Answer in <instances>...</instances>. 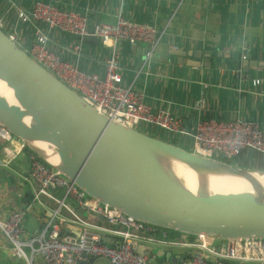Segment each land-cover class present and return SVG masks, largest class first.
Listing matches in <instances>:
<instances>
[{
  "label": "crops",
  "instance_id": "crops-1",
  "mask_svg": "<svg viewBox=\"0 0 264 264\" xmlns=\"http://www.w3.org/2000/svg\"><path fill=\"white\" fill-rule=\"evenodd\" d=\"M34 1L0 0V18L4 27L9 30L17 7L28 9ZM43 1L86 15L89 31L96 23H115L118 11L131 21L164 30L147 63L148 68L143 71L138 72V69L143 62L146 45L137 44L141 47L132 49L131 45L121 41L117 46L123 67V83L133 82L135 88L142 89L152 111L168 109L174 115L184 117L187 124H194L197 119L195 107L199 101L202 117L242 118L257 121L264 128V0ZM40 26L48 36V47L62 59L76 64L81 71L104 77L109 48L99 38L88 35L93 37L90 42L81 38L77 49V36L47 29L43 24ZM20 33L25 37L24 44L29 45L32 40L30 32L24 34L21 30ZM176 51L183 55L176 54ZM246 51L249 52V60L259 62L249 70L252 76L262 77L258 84H253L246 74L238 73L237 62L243 60L240 55ZM165 136L169 135L165 132ZM16 139L4 143L7 150L0 147V162L4 157L7 160L4 165L0 164V218H6L12 211H22L21 236L26 239L40 230L47 215L58 205L57 200L63 199L66 206L60 207L57 215L61 234L78 235L85 230L116 244L118 237L111 225V228L101 227L98 224L105 223L93 220V223H86L73 217L71 212L78 207L72 199L64 197L61 187H50L48 194L37 192L39 186L30 177V150L25 147L18 152L21 141ZM163 232L166 239L174 242L188 238L184 233L176 237ZM135 243L136 250L146 255L150 264H173L172 259L163 253H171L172 258L186 256L184 248L176 243L160 242L158 235L140 233L135 237ZM25 249L28 251V247ZM193 250L187 249L190 254ZM0 264H27L13 255L1 231ZM31 264L45 263L35 255ZM90 264L110 263L105 258L96 257Z\"/></svg>",
  "mask_w": 264,
  "mask_h": 264
},
{
  "label": "water",
  "instance_id": "water-1",
  "mask_svg": "<svg viewBox=\"0 0 264 264\" xmlns=\"http://www.w3.org/2000/svg\"><path fill=\"white\" fill-rule=\"evenodd\" d=\"M257 65L246 51L237 62L238 73L251 78L249 70ZM0 93V124L90 197L135 219L184 234L219 240L264 238V172L199 155L113 121L38 64L2 29ZM75 213L86 223L99 221L105 223L99 226L111 228L99 214L81 209ZM163 255L173 264L183 260ZM95 259L84 257L77 264Z\"/></svg>",
  "mask_w": 264,
  "mask_h": 264
},
{
  "label": "built area",
  "instance_id": "built-area-1",
  "mask_svg": "<svg viewBox=\"0 0 264 264\" xmlns=\"http://www.w3.org/2000/svg\"><path fill=\"white\" fill-rule=\"evenodd\" d=\"M87 20L86 15L75 9H65L50 2L35 0L28 9L16 8L15 19L6 34L86 103L115 122L137 130H140L141 125L146 131H164L179 141L190 139L191 151L205 157L228 160L236 157L242 149L257 150L264 154V128L257 121L202 117V105L198 101L195 107L197 119L194 124H187L184 117L174 115L168 109L152 111L142 89L135 88L133 82L123 83L118 43L123 41L129 45L148 46L138 69L140 72L148 68L147 63L164 30H159L155 25L131 21L120 11L116 14L115 23H96L92 31L87 28ZM40 24L47 29L77 36V49L82 37L92 35L99 38L109 48V56L104 63V77L99 78L95 73L81 71L76 64L62 59L48 47V36ZM19 25L23 26L22 29H18ZM3 26L0 18V28ZM21 30H28L32 35L29 45L25 46ZM261 81L262 77L251 76L253 84ZM12 139L16 138L0 124V147L7 150L4 143ZM25 147V143L21 141L17 151ZM28 160L30 177L39 185V194H48L50 187H61L64 197L72 199L78 209L103 216L115 229L118 240L116 244H109L98 234L85 230L78 235L61 234L57 215L60 207L66 206L63 199L57 200L58 205L47 215L40 230L26 239L21 236L23 212L12 211L6 218H0V231L9 242L13 255L27 264H31L35 255H39L45 264H77L84 257H102L110 264H150L146 255L136 252L135 232L158 235L160 242L176 243L184 248L186 256H182L183 260L178 264H264V238L220 240L216 245L212 242L214 238L201 234L192 239L174 242L166 239L160 226L135 219L118 208L90 197L57 169L44 163L34 152H29ZM5 163L7 160L4 157L0 164ZM71 213L75 219H79L75 212ZM25 247H28V251ZM192 248L194 250L190 254L187 249Z\"/></svg>",
  "mask_w": 264,
  "mask_h": 264
},
{
  "label": "trees",
  "instance_id": "trees-1",
  "mask_svg": "<svg viewBox=\"0 0 264 264\" xmlns=\"http://www.w3.org/2000/svg\"><path fill=\"white\" fill-rule=\"evenodd\" d=\"M58 6V5H57ZM0 29H2L5 33H8V29L6 27H1ZM244 52L241 53L240 57L243 58L244 56ZM245 58V57H244ZM243 58V59H244ZM142 131V130H140ZM152 131V130H151ZM151 131H147L148 134L153 135L155 137H158L164 141H168L170 143H173L175 145H179V141L175 140V139H170V138H164L163 136H160L156 133L158 132H151ZM145 132V131H143ZM181 143V142H180ZM181 147V146H180ZM31 151V150H30ZM220 160L226 161L228 163H231L234 166H238V167H242V168H247V169H254L260 172H264V154L262 152H259L257 150H250V149H242L234 158L231 159H223V158H219ZM44 162V161H43ZM45 163V162H44ZM163 228L164 231H167L169 236H178L181 235L182 233L172 230V229H168V228ZM188 239H192L194 237V235H189L186 234Z\"/></svg>",
  "mask_w": 264,
  "mask_h": 264
},
{
  "label": "rangeland",
  "instance_id": "rangeland-1",
  "mask_svg": "<svg viewBox=\"0 0 264 264\" xmlns=\"http://www.w3.org/2000/svg\"><path fill=\"white\" fill-rule=\"evenodd\" d=\"M15 17V16H14ZM13 17V18H14ZM13 21L14 20H12L11 21V23L9 24V25H12V23H13ZM4 25V24H3ZM23 26L22 25H19V27H18V29H21ZM24 32V31H23ZM28 34V30L27 31H25L24 32V34ZM31 35V34H30ZM25 46H26V44H25ZM139 128H140V130H142V131H145L146 133H147V131H146V129H145V127H143V126H139ZM154 130H152L151 132H153ZM156 134H158V135H160V136H163L164 138H172V137H170V136H165V132H161V131H158V133H156ZM175 140H177V141H179L178 139H175ZM184 140V141H183ZM182 140V142L181 143H179V145L182 147V148H185V149H188V150H192V143H191V141H188V140H185V139H183ZM190 140V139H189ZM191 144H190V143ZM213 242V244H219L220 243V240L219 239H215L214 238V240L212 241Z\"/></svg>",
  "mask_w": 264,
  "mask_h": 264
},
{
  "label": "bare ground",
  "instance_id": "bare-ground-1",
  "mask_svg": "<svg viewBox=\"0 0 264 264\" xmlns=\"http://www.w3.org/2000/svg\"><path fill=\"white\" fill-rule=\"evenodd\" d=\"M1 94V93H0Z\"/></svg>",
  "mask_w": 264,
  "mask_h": 264
}]
</instances>
